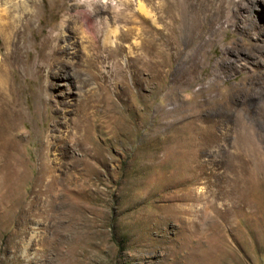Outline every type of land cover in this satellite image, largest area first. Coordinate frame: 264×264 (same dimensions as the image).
<instances>
[{
  "label": "rangeland",
  "instance_id": "obj_1",
  "mask_svg": "<svg viewBox=\"0 0 264 264\" xmlns=\"http://www.w3.org/2000/svg\"><path fill=\"white\" fill-rule=\"evenodd\" d=\"M169 1L0 0V264H264V0Z\"/></svg>",
  "mask_w": 264,
  "mask_h": 264
},
{
  "label": "bare ground",
  "instance_id": "obj_2",
  "mask_svg": "<svg viewBox=\"0 0 264 264\" xmlns=\"http://www.w3.org/2000/svg\"><path fill=\"white\" fill-rule=\"evenodd\" d=\"M178 1H176V2L169 1V3L167 4L166 8H164V10H167L166 11L167 15L165 16V23H164L165 25H163L164 26V31L163 32L177 31L178 29H181L184 26V24H185V21H186L185 14H184L185 11L182 9L181 5L178 4V3H180ZM210 1L211 0H201V2L203 4L204 3L205 4L206 3H211ZM201 8L204 9L205 7H201ZM24 11L27 13V15L28 14H32L31 12H29V10H27V8H24ZM206 11H208V10H206Z\"/></svg>",
  "mask_w": 264,
  "mask_h": 264
}]
</instances>
